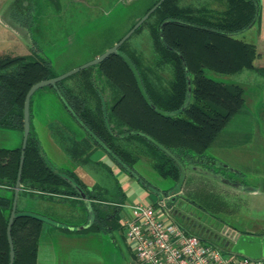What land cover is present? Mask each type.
<instances>
[{
    "label": "trees",
    "instance_id": "1",
    "mask_svg": "<svg viewBox=\"0 0 264 264\" xmlns=\"http://www.w3.org/2000/svg\"><path fill=\"white\" fill-rule=\"evenodd\" d=\"M259 16V0L162 2L135 31L148 33L149 60L132 52L125 42L117 54L98 65L109 86L119 93L110 106L88 78L75 89L63 82L57 84L65 109L87 136L86 143L66 148L71 159L79 165L87 162L95 149H101L121 172L149 193L161 196L172 190L160 192L139 175L135 164L140 160L147 161L161 178L173 180L176 191L186 172L194 168L215 173L210 167L216 160L206 154L207 149L243 107L244 97L240 86L215 81L205 73L209 70L233 75L253 70L264 77V68L254 67L258 57L255 45L237 38L252 28ZM55 76L46 59L0 54V129L22 134L26 93L34 84ZM82 150L87 151L86 156H82ZM19 161L20 148H0V189L9 194H0V264L9 262L6 226ZM20 179L19 195L27 189L80 198L81 191L93 212L86 231L109 234L118 225L123 201L112 206L72 173L54 169L41 150L31 119ZM45 223L48 221L37 213L16 209L11 229L13 264H37V242ZM206 242L221 246L220 242Z\"/></svg>",
    "mask_w": 264,
    "mask_h": 264
},
{
    "label": "rangeland",
    "instance_id": "2",
    "mask_svg": "<svg viewBox=\"0 0 264 264\" xmlns=\"http://www.w3.org/2000/svg\"><path fill=\"white\" fill-rule=\"evenodd\" d=\"M127 1L129 5L131 0H22L31 10L28 16V19H32L31 30L13 26L12 32L5 27V22L12 19L11 12L17 8L20 0H0V54L31 60L46 59L56 76L80 68L117 43L156 0H140L137 7L129 8L125 5ZM258 30L256 23L237 38L256 45L259 54L264 50V45L259 42ZM129 45L148 53L150 41L146 31L133 34ZM255 61L254 67L264 66V56H258ZM98 69L99 66H94L81 70L65 79L64 83L77 87L79 79L84 75L91 77L98 72L97 80L104 86L107 81ZM205 74L224 84H241L245 96L250 92L255 94L257 88L264 94V77L253 70H243L233 75L207 70ZM108 88L111 92V86ZM48 93L53 95L59 107H54L51 101L46 100ZM34 102L51 105L48 107L52 112L51 118L58 120L56 125H51L54 135H48L42 123L46 107H40L35 113L36 117L32 118L34 130L37 131L35 125L40 131L44 130L45 136L38 133L41 150L47 161L54 164L51 154L59 148L56 140L61 139V135L69 138V129L76 130L77 126H81L68 111L65 112L64 104L53 88L45 87L36 91L31 107H34ZM250 109L245 104L243 112L232 118L218 136L215 145L206 153L216 160L215 165L210 167L214 172L243 186L245 190L226 186L206 174L207 171L203 174L186 172L180 194L167 203V212L172 222L206 241L216 243L224 240L225 244H230L229 238L223 235L226 231L231 235L264 233V119L253 115ZM140 166L142 172L138 171L154 189L160 192L177 189L173 180L161 178L150 165L149 172L144 164ZM90 175L97 183L106 184L109 197L114 195L116 188L107 174L104 176L91 172ZM150 197L157 201V194L150 193ZM27 207L31 210L28 212H36L31 204ZM18 209L22 210L21 200ZM57 209L54 220L64 224H73L75 220L82 219L76 215L81 210L88 213L84 203L74 205L73 208L60 206ZM80 215L83 217V214ZM106 236V244L102 238H93L90 252L93 259L103 264H139L133 257V247L127 242L125 231L120 225L115 226L111 235Z\"/></svg>",
    "mask_w": 264,
    "mask_h": 264
},
{
    "label": "crops",
    "instance_id": "3",
    "mask_svg": "<svg viewBox=\"0 0 264 264\" xmlns=\"http://www.w3.org/2000/svg\"><path fill=\"white\" fill-rule=\"evenodd\" d=\"M259 5H260V16L257 21V25L259 27L258 36H259V42L262 43V45H264V0H259ZM17 8L19 9L24 8L22 0H20L19 5H17ZM15 23L18 24L17 22ZM9 26L10 24L6 25L5 27L10 31L14 32V29H12ZM18 26L20 27L19 24ZM255 47L257 51V46L255 45ZM258 56L259 58H262V56H264V50L259 52ZM257 68H264V66ZM227 84L237 85V84H232L231 82ZM238 86H240L241 88L244 87L241 86V84H238ZM242 90L244 97V105L248 104V106L251 107L250 110L252 111L253 115L257 116L258 118L264 119V106H263L264 94L262 93V91L260 90L258 91L257 88L255 89V94H253V92H250L248 93L247 96H245L244 88H242ZM46 100L51 101L54 104V107H59L56 104L53 95L48 93L46 95ZM244 105L235 116L243 112ZM40 107H46L43 110L42 123H44L45 128L48 131V135L49 134L54 135V133L52 132L51 125H56L55 123H58V120L55 117L51 118L52 112L48 108V107H52L51 105L38 104L36 102L34 104V107H31V118H30L31 124H32V118L36 117L35 113L39 111ZM246 111L247 113H250L249 110L246 109ZM65 112H67V110ZM231 120L229 122H231ZM35 127L37 131L34 130L32 124L34 133L40 143L39 135L45 136L44 130L42 132L39 130L37 125H35ZM77 129L76 130L73 128L69 129L70 132L68 135L69 138H66L61 135V139L56 140V142L58 143L57 147L59 146V148L54 149L51 154L54 164L51 163L49 164L58 171H65L72 173L83 185L88 187V189H95V191L97 192V194H99V196H102L104 200L110 201L112 206H116L117 204L120 205V203H122L123 201L124 204L120 206L121 209L118 215V225L121 226L120 224L121 219L123 215L127 213V207L130 204L149 205L155 199H151L150 193L139 182H137L133 178H130L125 173L121 172L119 168H117L109 160L107 154L101 149H95L92 152V154H90V156L87 158V162H83L79 165L76 164L71 159L70 155L66 151V148L68 146L73 145L74 143H82V144L86 143L87 136L85 131L81 127L79 128L78 126ZM222 131L220 132V134L222 133ZM63 132L64 131H62V133ZM218 136L216 137L214 142L209 146L207 151L210 150V148H212L215 145ZM21 141H22V134L18 133L17 131L0 129V148L17 149L20 148ZM84 152H85L84 150L81 151L82 156H86L87 151L86 153ZM146 162L147 161L145 160H140L135 164L136 167L135 169L139 173V175H141L140 173L142 172L140 166L142 164H144L145 166L144 168H146V170L149 172L148 169L149 165L147 164L148 162L147 163ZM138 170L141 172H139ZM91 172L101 173L104 176H106L107 174L109 178L113 181V185L116 188V192L114 193V195L109 197L106 184H101L99 182L97 183L96 180H94L91 177L90 175ZM0 194L9 195L7 190L4 189H0ZM158 197L159 196L157 195L156 199H158ZM20 200L22 202V210L18 209ZM81 202H82L81 198H75V197L72 198L57 194L56 195L42 194L27 189L24 191L23 194H20L18 196L17 209L19 211H24V212L31 211L27 209L28 208L27 205L31 204L33 208L35 207L34 209L36 210V212L33 213H37L41 215L46 221H48V223H45L42 226V230L38 237L37 254H36L37 264H103V263H98L96 259H93L90 252L92 251L91 242L93 238L96 239L102 238L106 244L107 243L106 238H108L106 234L97 231H86L85 229L79 231L76 230L78 227L89 224L90 217L88 213L86 214L83 213L84 212L83 210L79 211L78 214L76 213V215H78L79 218L82 219L75 220L73 224H64L59 222L58 220H54V218L57 216L56 212L58 211L57 209L58 207L69 206L73 208L74 205H79L81 204ZM80 214H83V217ZM60 227H67L69 228V230H62L60 229ZM114 228L115 226H113L112 230H114ZM111 231L107 235H111ZM245 234L258 235L249 232Z\"/></svg>",
    "mask_w": 264,
    "mask_h": 264
},
{
    "label": "built area",
    "instance_id": "4",
    "mask_svg": "<svg viewBox=\"0 0 264 264\" xmlns=\"http://www.w3.org/2000/svg\"><path fill=\"white\" fill-rule=\"evenodd\" d=\"M139 264H264L202 241L172 222L164 198L149 205L130 204L121 219Z\"/></svg>",
    "mask_w": 264,
    "mask_h": 264
},
{
    "label": "water",
    "instance_id": "5",
    "mask_svg": "<svg viewBox=\"0 0 264 264\" xmlns=\"http://www.w3.org/2000/svg\"><path fill=\"white\" fill-rule=\"evenodd\" d=\"M163 1L164 0H159L147 13H145V15L133 26V28L128 33H126L114 46H112L110 49H108L105 53H103L102 55H100L99 57L94 59L93 61L83 65L80 68H77L75 70L67 72L63 75H59L55 78L45 80V81H40V82L34 84L33 86L30 87V89L26 93V96L24 99V104H23V132H22V141H21V147H20L19 169H18L17 178H16L14 190H13L11 211H10L9 219H8L7 226H6V237H7L8 247H9V262H8V264H13L14 258H15L14 248H13V243H12V236H11V229H12L13 220H14L15 215H16L17 199H18L20 187H21L20 186L21 168L23 165L24 151L26 148L27 138H28L29 131H30V99H31V97L33 96V94L36 91H38L42 88H45V87H52L55 91H57L56 84L58 82L80 72L81 70H84V69L89 68L91 66L98 65L99 63H101L103 60H105L110 55L117 54L118 48L133 34V32L136 29H138L143 24V22H145L147 20V18L160 6V4ZM5 24L6 25L10 24L9 27L18 26V24H16L10 18H9L8 22H5ZM199 170L200 169L194 168L191 170V172L192 173L197 172V171L199 172ZM204 172H201V173L203 174ZM206 174L210 175L208 172H206ZM185 177H186V175H184V178ZM215 180L219 181L220 183L225 184L226 186H232L233 187V183L229 182L227 179L223 178V176L215 177ZM237 185L238 186L234 185V187L237 188L238 190H243V191L245 190V188L243 186H241L239 184H237ZM79 194H80V198H81L82 202L85 204V207L87 209L90 220H89V224H87L85 226L78 227L76 229L77 231L87 229L93 221V212H92V208L90 206V201L86 199V197L84 196V194L81 191L79 192ZM158 196H159L158 199L162 198L161 195L158 194ZM223 235L225 238H229V242H230V244H227V243L225 244L224 240L218 241V242H220V245H221V246H219V248L222 249L223 251L242 255V256L250 258V259H260V258L264 257V236H252V235H248L245 233H236L235 235L234 234L231 235L227 231Z\"/></svg>",
    "mask_w": 264,
    "mask_h": 264
},
{
    "label": "flooded vegetation",
    "instance_id": "6",
    "mask_svg": "<svg viewBox=\"0 0 264 264\" xmlns=\"http://www.w3.org/2000/svg\"><path fill=\"white\" fill-rule=\"evenodd\" d=\"M139 1L140 0H131V3L128 5V1L126 2V4L125 5H127L126 7H133V6H135V7H137L138 5H137V3H139ZM159 1V0H158ZM157 1V2H158ZM165 1V0H164ZM163 1V2H164ZM156 2V3H157ZM24 5V4H23ZM161 5V4H160ZM154 6V5H153ZM152 6V7H153ZM151 7V8H152ZM150 8V9H151ZM149 9V10H150ZM148 10V11H149ZM147 11V12H148ZM31 12V10H30V8H28V4H26V5H24V8H22V9H14L13 10V12H11V17H12V19H14L16 22H19V25H20V27H23V28H26V30L28 29V31L29 30H31V28H30V25L32 24V19H28V16H30V13ZM146 12V13H147ZM145 15V14H144ZM143 15V16H144ZM142 16V17H143ZM141 17V18H142ZM140 18V19H141ZM149 18V17H148ZM147 18V19H148ZM140 19H138L134 24H132L131 25V27L129 28V30H127L125 33H124V35L126 34V33H128L132 28H133V26L140 20ZM144 23V22H143ZM137 30V29H136ZM135 30V31H136ZM135 31L133 32V34H136L135 33ZM146 31V30H145ZM146 33H147V31H146ZM132 34V35H133ZM131 35V36H132ZM147 35H148V33H147ZM131 36L125 41V42H127V44H128V48L132 51V52H136V53H141L142 54V56L146 59V60H149L150 59V56H151V44H150V46H149V50H148V53H145L144 51L142 52V51H140L141 49H137V48H135L134 46L132 47V45H129V39L131 38ZM149 38V37H148ZM149 41H150V39H149ZM124 42V43H125ZM123 43V44H124ZM116 44V43H115ZM114 44V45H115ZM113 45V46H114ZM121 47V46H120ZM119 47V48H120ZM119 48H118V50H119ZM111 56V55H110ZM108 58V57H107ZM104 61V60H103ZM102 61V62H103ZM99 64H101V63H99ZM98 64V65H99ZM98 65H95V66H98ZM92 67H94V66H91V68ZM90 68V67H89ZM87 69V68H86ZM85 70V69H84ZM84 70H82V71H84ZM98 71H99V69H98ZM101 73V72H100ZM97 75H98V72H95V73H93L92 75H91V77L90 76H86V75H84L83 76V78H80L79 79V81H78V83H77V87L78 86H80V85H82L83 84V80L85 79V78H88V81H91L94 85H95V87L100 91V93L102 94V96H103V99H104V101L106 102V104L108 105V106H110L111 104H112V102H113V99H116V97H117V95H119V93L116 91V90H114L113 88H111V92H109L108 90L110 89V88H108L109 86H106L108 83H106V84H104V86H102V84L101 83H99V81L97 80ZM96 76V77H95ZM55 77H57V76H55ZM54 77V78H55ZM102 78H105V77H102ZM67 79V78H66ZM65 80V79H64ZM64 80H62V81H60V82H63L64 83ZM59 83V82H58ZM57 83V84H58ZM82 83V84H81ZM57 84H56V86H57ZM79 84V85H78ZM85 84V83H84ZM64 86H66V87H69V88H72V89H75L76 87H71V86H69L68 84H66V83H64ZM49 88V87H48ZM52 88V87H51ZM56 89H57V87H56ZM57 93H58V95H59V92H58V89H57V91H56ZM35 94V93H34ZM34 94H33V96H34ZM33 96L31 97V103H32V99H33ZM60 97V96H59ZM61 99V98H60ZM30 107H31V105H30ZM65 107V106H64ZM21 147V146H20ZM205 170H199V172L197 171V172H193V173H195V174H201V172H204ZM214 172V171H213ZM211 176H214V177H216V176H219V174L218 173H212V172H208ZM223 178H225L224 176H223ZM225 179H227L229 182H232L233 183V187H234V185H236L237 183L236 182H234V181H232V180H230V179H228V178H225ZM184 181H185V179H184ZM184 181L182 182V185H181V187H180V190L179 191H176L175 190V188H171L170 190H172V192L171 193H169L168 195H162L161 197L162 198H164L165 199V201H166V203H168V201L170 200V199H173V197L174 196H176V195H178V194H180V192H181V189H182V186H183V184H184ZM183 227V226H182Z\"/></svg>",
    "mask_w": 264,
    "mask_h": 264
}]
</instances>
